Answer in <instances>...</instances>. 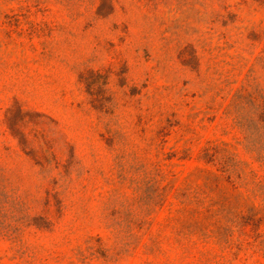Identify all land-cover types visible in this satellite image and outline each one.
<instances>
[{
	"label": "rangeland",
	"instance_id": "obj_1",
	"mask_svg": "<svg viewBox=\"0 0 264 264\" xmlns=\"http://www.w3.org/2000/svg\"><path fill=\"white\" fill-rule=\"evenodd\" d=\"M263 57L264 0H0V264H264L133 219L117 166L168 120L178 184L208 140L247 158L225 111Z\"/></svg>",
	"mask_w": 264,
	"mask_h": 264
},
{
	"label": "trees",
	"instance_id": "obj_2",
	"mask_svg": "<svg viewBox=\"0 0 264 264\" xmlns=\"http://www.w3.org/2000/svg\"><path fill=\"white\" fill-rule=\"evenodd\" d=\"M225 116L241 133L237 143L247 158L233 142L208 140L195 158L198 165L178 184L179 176L168 167L175 159H193V150L186 144L166 151L168 120L158 131L156 158L122 156L118 178L140 197L133 219L152 224V215L166 210L178 242L212 243L221 252L264 257V85L256 76L232 95ZM115 193L118 199L121 193Z\"/></svg>",
	"mask_w": 264,
	"mask_h": 264
}]
</instances>
